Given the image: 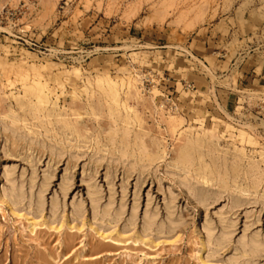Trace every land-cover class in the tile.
<instances>
[{
  "label": "rangeland",
  "instance_id": "1",
  "mask_svg": "<svg viewBox=\"0 0 264 264\" xmlns=\"http://www.w3.org/2000/svg\"><path fill=\"white\" fill-rule=\"evenodd\" d=\"M23 56L46 65L41 73L51 86L73 67L84 78L138 71L144 97H150V81L177 94L183 107L165 109L183 117L187 133L208 129L223 150L235 143L261 160L263 0H0V58L19 63ZM64 79L53 90L61 115L42 124L7 98L11 91L22 95V87L0 75V191L9 192V179L44 189L41 207L26 198L13 214L0 203V264H203L200 241L209 228L218 233L222 226L231 238L207 240L204 260L231 264L242 254L243 237L264 238V172L256 188L229 170L228 191L200 203L183 176L209 195L218 182L201 178L197 158L186 174L176 168L185 133L173 135L133 99L141 123L114 120L103 100L98 104L97 87L88 107L85 96L73 99ZM10 107L15 125L3 119ZM137 137L150 145L151 158L139 152ZM91 198L101 206L111 200L124 213L101 219ZM53 199L59 201L54 218ZM145 210L157 214L151 229L143 226ZM168 210L175 224L161 228ZM26 218L37 223L33 232Z\"/></svg>",
  "mask_w": 264,
  "mask_h": 264
},
{
  "label": "bare ground",
  "instance_id": "2",
  "mask_svg": "<svg viewBox=\"0 0 264 264\" xmlns=\"http://www.w3.org/2000/svg\"><path fill=\"white\" fill-rule=\"evenodd\" d=\"M264 8V0H263ZM46 65L30 63L29 57L23 56L20 58V62L8 61L7 58H0V75L5 76L6 82L9 86H14L18 83L22 87L23 94L19 91H11L7 98L14 100L21 108H26L25 114L31 116L35 120H41L43 118L48 119L50 117H58L61 113L58 112V98L59 96L53 91L56 85L61 83L62 77L64 81L71 87V95L73 99L81 100L82 97H86L87 106L91 107V98L95 96L93 85L98 90V104L101 100L105 103L108 115L112 119L122 118L128 125L131 122L141 123V118L136 106L129 104V100L141 102L146 109L153 114L159 116L160 121L167 125V129L175 136H179L185 133V138L182 144L179 145L176 157L174 158V165L180 171L186 174L195 164V160L198 159V170L200 171L201 178L208 182L209 179H214L218 182L219 190L213 195L204 193V191L197 187L196 183H193L187 176H183L181 182L192 192L194 197L200 202L204 203L208 198L213 196L214 198L221 196V191L227 192V180L229 179L228 171L231 170L233 177L242 175L244 179L251 181L253 187H256L260 181L261 174L264 172L261 168V164H264V152L258 151L261 156L260 161H256L253 158L246 156L244 148H239L232 143L230 151L228 148L223 150L220 147L218 138L208 129H202V133L195 135L190 132L187 133V128H183V117L179 114H175L167 111L163 106V102L158 96L159 91L155 84L151 87L150 97H144L141 93L139 83L142 84L141 75L136 72L132 75V71L128 73V76L118 77L112 76L111 73H105L98 75L95 78L82 77V73L79 68L73 67L71 70L62 71L57 74L59 80H57L55 86H51L48 81L43 79L41 70ZM117 75V74H116ZM78 78L82 85H77ZM145 86L142 85L141 87ZM156 100H158L156 102ZM180 107H183L181 103H178ZM185 111V109H184ZM92 114L95 113L92 107ZM4 120L10 119V125L16 124V115L13 107H10L9 111L5 113ZM43 124V121L41 120ZM3 127L10 128L9 124H3ZM181 130V131H180ZM191 130V129H189ZM128 134V131L125 132ZM243 137V133H241ZM244 138V137H243ZM135 146L139 152L146 157L151 158L153 153L150 150V145L143 142L138 137L136 138ZM127 151L121 150L124 155ZM228 156H231V160ZM197 158V159H196ZM244 159L246 163H244ZM10 180L9 192L0 191V203L5 204L9 211L13 214L14 205L21 202L24 199H28L29 204L35 203L39 207L44 202V189L43 186L34 191V185L31 182L28 188H25L23 182H16V180ZM257 188V187H256ZM221 189V190H220ZM91 205L93 214L101 219L115 218L122 215L123 208L114 209L113 203L109 200L105 205L101 206L98 199L91 198ZM233 201V200H231ZM59 208V201L53 199L51 202V212L53 218L55 217ZM132 218H135L137 212L135 208L131 212ZM30 231L33 232L37 223L30 218H26ZM47 222V221H46ZM157 214L151 213L145 210L143 215V226L146 229H151L156 226ZM174 223V213L172 210H168L164 222H161V228L172 227ZM51 228V227H50ZM53 228V227H52ZM55 228V227H54ZM207 239L200 241L198 249V260L200 263L206 264L204 260V254L207 252V240H217L220 243L226 242L231 238V231L228 227L222 226L218 233H215L210 228L207 230ZM240 246L242 254L238 256L231 264H258V258L261 253L264 252V238L260 239L257 236L243 237L240 240Z\"/></svg>",
  "mask_w": 264,
  "mask_h": 264
},
{
  "label": "built area",
  "instance_id": "3",
  "mask_svg": "<svg viewBox=\"0 0 264 264\" xmlns=\"http://www.w3.org/2000/svg\"><path fill=\"white\" fill-rule=\"evenodd\" d=\"M149 84L151 85V87L153 86V84H155L154 86L157 85L153 81H150ZM156 88H157V86H156ZM162 88L164 89L163 90L164 92L159 91L158 88H157V90L159 91L158 96L160 97L161 101L163 102V106L166 109L169 108L170 110L177 111L178 108H179V105H178V102H177V94L176 93H173L172 94V92L170 90L168 91V88L167 87H165V88L162 87Z\"/></svg>",
  "mask_w": 264,
  "mask_h": 264
}]
</instances>
